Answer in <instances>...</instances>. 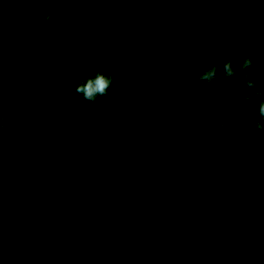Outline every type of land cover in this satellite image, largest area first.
I'll return each instance as SVG.
<instances>
[{
  "label": "trees",
  "instance_id": "obj_1",
  "mask_svg": "<svg viewBox=\"0 0 264 264\" xmlns=\"http://www.w3.org/2000/svg\"><path fill=\"white\" fill-rule=\"evenodd\" d=\"M258 53L264 0H0V264H264Z\"/></svg>",
  "mask_w": 264,
  "mask_h": 264
},
{
  "label": "clouds",
  "instance_id": "obj_2",
  "mask_svg": "<svg viewBox=\"0 0 264 264\" xmlns=\"http://www.w3.org/2000/svg\"><path fill=\"white\" fill-rule=\"evenodd\" d=\"M260 58L264 59V55L257 54ZM255 61L251 57H246L241 64L239 65L240 70L243 72V80L246 87L255 95L261 96L264 95V90H256V81L252 79L249 74V69L253 66ZM224 71L221 73L218 71L217 65H212L208 70L204 71L199 75L198 79L205 82H211L212 80L220 79L222 76L225 80L229 81L232 77L235 76V71L233 69V61L227 60L223 64ZM170 83L175 86L177 83L176 77L174 75L169 77ZM114 80L111 75H106L103 72H97L94 77L86 79L80 85L76 86L73 89V92L78 96H81L84 100L95 102L99 97L105 96L108 93L109 87L113 84ZM242 99L246 101L252 100V95L247 93H242ZM258 114L260 120H257L254 124L256 130H264V100L258 104ZM221 128H224V124L219 125Z\"/></svg>",
  "mask_w": 264,
  "mask_h": 264
}]
</instances>
